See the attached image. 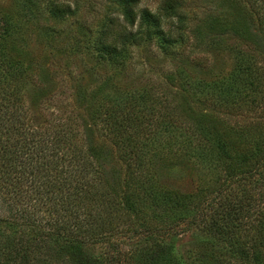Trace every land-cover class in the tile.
Returning a JSON list of instances; mask_svg holds the SVG:
<instances>
[{
  "label": "trees",
  "instance_id": "1",
  "mask_svg": "<svg viewBox=\"0 0 264 264\" xmlns=\"http://www.w3.org/2000/svg\"><path fill=\"white\" fill-rule=\"evenodd\" d=\"M108 1L97 64L126 69L136 48L173 55L209 45L233 54L235 66L195 80L194 120L170 118L152 107L157 96L117 86L96 109L81 90L80 108L116 150L118 175L109 178L108 153L84 137L79 116L35 123L25 96L42 76L34 80L31 64L12 53L18 30L0 13V264H264V0H224L247 22L227 28L209 14L193 26L189 0H164L156 12L139 0ZM77 12L50 7L61 20ZM184 76L170 72L166 82L187 85ZM221 116L242 123L219 128ZM185 160L211 178L194 193L161 185L155 165ZM192 228L205 238L183 251L167 242ZM101 242L105 257L92 251Z\"/></svg>",
  "mask_w": 264,
  "mask_h": 264
},
{
  "label": "rangeland",
  "instance_id": "2",
  "mask_svg": "<svg viewBox=\"0 0 264 264\" xmlns=\"http://www.w3.org/2000/svg\"><path fill=\"white\" fill-rule=\"evenodd\" d=\"M139 1L141 8L156 12L164 0ZM223 1L189 0V10L195 20L193 26L205 20L209 14L224 28L234 25L246 27L243 16L228 10ZM53 2L69 4L78 12L65 20L54 18L50 14ZM112 10L108 0H0V13L9 15L18 30L15 40L10 43L12 53L31 64L34 80L35 75L42 76L37 86H28L25 96L26 108L35 123L49 127L67 120L74 121L79 116L77 122L81 123L80 130L84 137L103 143L108 153L104 169L109 178L118 175L116 150L107 138L103 123L92 121L88 111L80 108L77 98L81 90L91 92L90 104L96 109L113 95L112 86H117L157 96L158 99L153 101L156 106L152 107L169 113L170 118L194 120L197 118L195 100L192 99L195 80L213 79L235 66L233 54L209 45H202L198 49H190L189 45L175 48L173 55H157L154 47L145 46L135 49L126 63V69L99 65L94 59L95 44L106 16ZM191 40H195L193 35ZM181 70L190 83L166 82L168 73L175 74ZM73 75H76V80H72ZM101 78H110L111 81L107 83ZM241 123L238 119L224 116L218 121L214 120L219 128ZM155 172L161 185L181 193L197 192L201 184L211 178L207 171L186 160L157 163ZM203 238L200 232L192 228L178 231L167 242L177 251H183ZM109 248L107 243L101 242L94 245L92 251L98 257H105Z\"/></svg>",
  "mask_w": 264,
  "mask_h": 264
}]
</instances>
